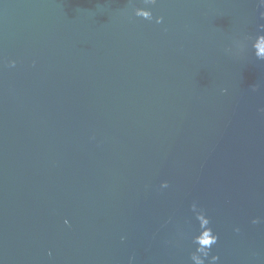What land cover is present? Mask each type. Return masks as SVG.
Masks as SVG:
<instances>
[{"label":"water","instance_id":"water-1","mask_svg":"<svg viewBox=\"0 0 264 264\" xmlns=\"http://www.w3.org/2000/svg\"><path fill=\"white\" fill-rule=\"evenodd\" d=\"M262 11L0 0V264H264Z\"/></svg>","mask_w":264,"mask_h":264},{"label":"clouds","instance_id":"clouds-1","mask_svg":"<svg viewBox=\"0 0 264 264\" xmlns=\"http://www.w3.org/2000/svg\"><path fill=\"white\" fill-rule=\"evenodd\" d=\"M258 2L261 7H264V0H258ZM260 17L264 19V11L260 13ZM161 20V17L157 18V24L161 23ZM259 28L261 32H264V24L259 25ZM253 49L258 58L264 59V34L257 35L256 40L253 43ZM11 63L14 64L15 62ZM65 223L67 224V221H65ZM209 223L210 221L205 222L206 225H209ZM252 223H257V220H253ZM121 239H123V237ZM217 241L218 236L214 234L212 228L209 226L204 227L203 231H200L193 236V243L196 245V252L201 254L198 259V264H204L205 260H208V264H215L219 257L217 255H210V250ZM192 255L195 256V253Z\"/></svg>","mask_w":264,"mask_h":264}]
</instances>
